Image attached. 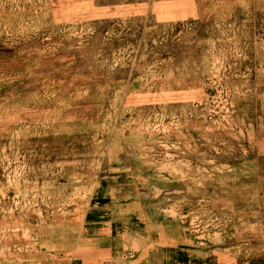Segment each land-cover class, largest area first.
Listing matches in <instances>:
<instances>
[{
    "label": "rangeland",
    "instance_id": "1",
    "mask_svg": "<svg viewBox=\"0 0 264 264\" xmlns=\"http://www.w3.org/2000/svg\"><path fill=\"white\" fill-rule=\"evenodd\" d=\"M196 4L0 0V264H264V0Z\"/></svg>",
    "mask_w": 264,
    "mask_h": 264
},
{
    "label": "crops",
    "instance_id": "2",
    "mask_svg": "<svg viewBox=\"0 0 264 264\" xmlns=\"http://www.w3.org/2000/svg\"><path fill=\"white\" fill-rule=\"evenodd\" d=\"M196 1L192 0V21H196L204 17H210L204 11H200L197 7ZM238 0H216L217 3H230L236 6ZM230 12H228V15ZM227 15V16H228ZM224 15V18L227 17ZM192 28L195 24H192ZM104 138L97 134L96 136H68L63 142H66L62 147V154L66 156L63 160L70 165L66 171L61 173H52L51 179H60L61 176L66 179H81L83 185L92 186V196L89 198V202H95L98 205H92L93 207H87L89 209H104L101 203L107 202L106 199L112 193L114 186L121 184V178L127 176V172L123 168H112L103 175H100L102 166V154L101 143L104 142ZM56 155V152L53 154ZM52 161H57L56 157H52ZM60 160V158H59ZM109 163V160H105ZM88 206V205H87Z\"/></svg>",
    "mask_w": 264,
    "mask_h": 264
}]
</instances>
